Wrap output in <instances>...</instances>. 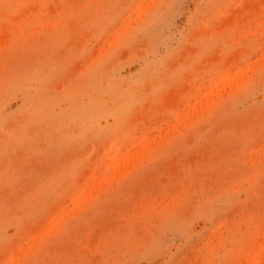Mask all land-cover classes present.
<instances>
[{"label":"rangeland","instance_id":"obj_1","mask_svg":"<svg viewBox=\"0 0 264 264\" xmlns=\"http://www.w3.org/2000/svg\"><path fill=\"white\" fill-rule=\"evenodd\" d=\"M0 264H264V0H0Z\"/></svg>","mask_w":264,"mask_h":264}]
</instances>
